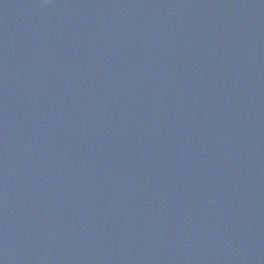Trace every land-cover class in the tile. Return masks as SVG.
<instances>
[{
	"label": "water",
	"instance_id": "obj_1",
	"mask_svg": "<svg viewBox=\"0 0 264 264\" xmlns=\"http://www.w3.org/2000/svg\"><path fill=\"white\" fill-rule=\"evenodd\" d=\"M0 264H264V0H0Z\"/></svg>",
	"mask_w": 264,
	"mask_h": 264
}]
</instances>
